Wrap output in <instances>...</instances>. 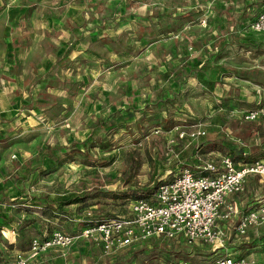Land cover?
<instances>
[{"label":"rangeland","instance_id":"obj_1","mask_svg":"<svg viewBox=\"0 0 264 264\" xmlns=\"http://www.w3.org/2000/svg\"><path fill=\"white\" fill-rule=\"evenodd\" d=\"M245 1L0 0V261L16 264L20 229L76 234L88 213L129 214L133 191L202 175L200 160L264 151V118H243L258 90L264 103V48L246 41L264 40L247 30L263 3ZM72 196L87 199L58 210ZM263 196L264 176L249 177L231 201L246 210ZM236 227L227 248L247 256L252 232ZM161 239L111 257L79 241L28 264H168L180 249L196 251L192 264L212 259L210 245Z\"/></svg>","mask_w":264,"mask_h":264},{"label":"built area","instance_id":"obj_2","mask_svg":"<svg viewBox=\"0 0 264 264\" xmlns=\"http://www.w3.org/2000/svg\"><path fill=\"white\" fill-rule=\"evenodd\" d=\"M262 2L261 12L256 14L247 30L264 37V0ZM261 99L262 96L257 109L243 114L246 122L264 118ZM181 136L184 137V133ZM191 136L200 139L206 134L199 130ZM196 169L202 175L191 169L181 170L174 180L161 183L154 196L133 200L126 216L106 219L88 213L86 220H82L87 224L76 234L61 231L42 239L34 238L27 252L16 254V264H28L52 251L65 253L79 241H87L111 257L160 238L189 245L201 243L210 245L212 251H225L210 264H260L255 254L242 257L233 254L226 245L225 229L228 222H235V233L246 236L251 230L264 226V196L257 198L246 210L231 201L245 192L249 177L264 176V159L238 165L230 156H224L218 162L200 160ZM258 245L262 246L264 255V243Z\"/></svg>","mask_w":264,"mask_h":264},{"label":"trees","instance_id":"obj_3","mask_svg":"<svg viewBox=\"0 0 264 264\" xmlns=\"http://www.w3.org/2000/svg\"><path fill=\"white\" fill-rule=\"evenodd\" d=\"M246 38H248L246 40L248 46H251V47L254 46V47H257V48H260V47L261 48H264V40L263 41L261 40L258 44H256L255 41L252 38H250V37H246ZM10 71H11V73H13V67L10 68ZM170 76H171L170 74L165 75L164 76V80H168L170 78ZM32 87H33V85L30 88H32ZM257 103L259 104V101ZM246 123L250 124V123H253V122H246ZM92 129L94 130L95 127H93ZM239 135H240L241 138H246V134H244V133H240ZM48 151L51 153V149H49ZM50 153H47V154H50ZM246 153L247 152H246V150H244V147H240L239 148V153L235 152L230 157L237 164L239 163V161H241L242 163H253V162H256V160H258V159H264V151L255 154V152H253L252 150H250L249 153H247V154ZM184 170H186V169H184ZM160 184L158 183L157 186H155V188H152V189H143L142 191H135V192L133 191V193H132L133 195H132L131 198H134V200L142 199V198H150V197H152V196L155 195V193L157 192V189H158V187H159ZM85 195L88 197L90 194H85ZM113 196L115 198H117V197H121L122 198V197L127 196V193H125V195L114 194ZM84 199L85 198L84 197H81V196H72V197H69V198H64V199L61 200V202L59 204L58 210L63 209L64 206H68V205H71V204H76L77 202L83 201ZM1 218H3V221L8 224V222L6 221V219H5L4 216L1 217ZM24 230L25 229H20L18 231V235H20L19 240H21L22 244H20V246L17 247V249H19V251H21V252H27L29 250V248L31 247V244H32L33 239H34V238L29 239V237L28 238L26 237V239H25L23 236H21V234L23 233ZM35 238H38V237H35ZM39 238H41V237H39ZM160 239H153V240L157 242ZM164 241L167 242L166 240H164ZM26 245L29 246L28 247V250L25 249ZM138 246L139 245L135 246V248L138 247ZM131 248H133V247H131ZM243 248H244L243 250L245 251V253H248L250 250H253L254 251L255 248H257V246L254 245V241H253V242L250 243V245L244 246ZM161 250H165V249L163 248ZM195 252L196 251H193V252L185 251V249H180V250H178L176 252H171V254L173 256H176V257H171L168 260V262H169L168 264H178L179 262H191L192 263L193 262V256H194ZM218 252L219 251H212V252H209L211 254L208 253L209 256L212 257V259L210 260V262L208 264L212 263L213 261H215L219 257L218 256ZM198 254H200V253H198ZM205 254H207V253L205 252ZM200 255H202V254H200ZM203 256H207V255H204L203 254ZM4 258L5 257L3 256L2 252L0 251V260H3Z\"/></svg>","mask_w":264,"mask_h":264},{"label":"crops","instance_id":"obj_4","mask_svg":"<svg viewBox=\"0 0 264 264\" xmlns=\"http://www.w3.org/2000/svg\"><path fill=\"white\" fill-rule=\"evenodd\" d=\"M243 1H245V0H243ZM248 0H246L243 4H245L246 2H247ZM261 0H250V3L252 4L251 5V7L254 5V6H257V5H255L256 4V2H257V4H259V2H260ZM185 3V2H184ZM261 3V2H260ZM263 3V2H262ZM262 5V4H261ZM260 5V6H261ZM253 6V7H254ZM245 7H248L247 5H245ZM250 7V8H251ZM250 8H249V10H250ZM253 9V8H252ZM252 9H251V11H252ZM243 11H244V9H243ZM242 11V12H243ZM251 11H249V12H251ZM251 14H254V15H256L257 13H255V11L253 12V13H251ZM240 17L242 18L243 17V15L241 14L240 15ZM239 17V18H240ZM239 20V19H238ZM11 65V64H10ZM12 67H15L14 65H11ZM257 95H256V100H259V97L260 96H262L263 95V93L261 92V90H258L257 91V93H256ZM2 217V216H1ZM0 217V230L2 229V230H4V231H7L8 229L6 228V227H3L2 225H1V223H2V219L3 218H1ZM260 229H263L264 230V226H262V227H260V228H258L257 230H251V232H252V234H250V238H251V242H253L254 241V245H258V243H264V232H262ZM9 231V230H8ZM81 242H83V241H81ZM85 242V241H84ZM93 247H95V246H93ZM92 247V248H93ZM261 247V249H263L262 248V246H260ZM95 248H93V250H94ZM98 249V248H97ZM260 249V250H261ZM99 250V249H98ZM257 250H259V248L257 247V248H255V250L253 251V252H251L249 255H252V254H255V256L259 259V261L261 262L260 264H263L264 263V255L262 254V251H257ZM12 251H13V253H14V249H12L11 250V253H12ZM100 251V250H99ZM52 252H57V253H60V252H58V251H52ZM52 252H49V253H52ZM101 252V251H100ZM16 254V253H15ZM61 254H63L64 256H65V258H66V252L65 253H61ZM61 254H59V255H61ZM101 254H102V252H101ZM46 255H47V253H46ZM104 255V254H103ZM41 258V257H40ZM60 258H61V260H60V263L59 264H61V262H63L64 260H66L63 256H60ZM0 262H2V264H7V262L5 261V262H3V261H0ZM15 262H16V260H15Z\"/></svg>","mask_w":264,"mask_h":264}]
</instances>
